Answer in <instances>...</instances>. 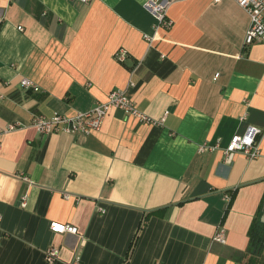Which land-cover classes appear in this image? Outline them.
Here are the masks:
<instances>
[{
  "label": "crops",
  "instance_id": "1",
  "mask_svg": "<svg viewBox=\"0 0 264 264\" xmlns=\"http://www.w3.org/2000/svg\"><path fill=\"white\" fill-rule=\"evenodd\" d=\"M147 1L0 0V264H50V247L52 264H264V248L249 251L264 199V44L243 48L250 16L234 0H177L157 35ZM113 91L162 125L114 109L90 135L32 127ZM249 127L260 157L228 163Z\"/></svg>",
  "mask_w": 264,
  "mask_h": 264
},
{
  "label": "built area",
  "instance_id": "2",
  "mask_svg": "<svg viewBox=\"0 0 264 264\" xmlns=\"http://www.w3.org/2000/svg\"><path fill=\"white\" fill-rule=\"evenodd\" d=\"M81 3L87 4L92 0H78ZM177 0H148L146 2V8L154 15L157 20L155 27L156 35L160 30L170 31L174 23L168 18L169 7ZM215 3H220L223 0H213ZM240 8L248 13L250 16V26L246 32L243 48H248L256 43L264 44V0H234ZM20 31L22 28H18ZM150 42H153L154 38H147ZM126 53L120 51L117 55V59L120 63L125 61ZM22 86L26 89L36 90V86L29 80L24 79ZM114 109L124 111L128 117H132L138 120L140 123L162 125L161 121H153L145 113L141 112L136 104L127 97L122 91H113L110 93L108 101L105 103H99L94 108L86 113H80L74 118H69L62 115H56L52 118H46L44 116L34 118L32 127H34L41 135L50 134H85L90 135L94 132L100 131L103 122L109 112ZM22 128L20 124H13L8 127V132L15 131ZM260 136L261 130L256 127H249L243 135H234L225 149V157L228 163H231L235 155L238 153L244 154L248 159H257L260 157ZM1 147V142H0ZM220 145H203L200 147L201 152L215 151L219 149ZM227 200H230L226 196ZM25 205V203L23 204ZM51 230L54 233L72 235H78L77 227L72 225H60L54 223L51 225ZM215 240L220 243H225L224 234L218 233ZM59 249L56 247H50L46 252V261L50 264L58 261ZM74 264H80L75 262Z\"/></svg>",
  "mask_w": 264,
  "mask_h": 264
},
{
  "label": "trees",
  "instance_id": "3",
  "mask_svg": "<svg viewBox=\"0 0 264 264\" xmlns=\"http://www.w3.org/2000/svg\"><path fill=\"white\" fill-rule=\"evenodd\" d=\"M264 215V199L262 205L259 208V211L252 223V226L249 230V239H250V253L252 256H260L264 248V223L262 222V216ZM143 225L140 226L137 236ZM137 236L130 248L129 258L132 255L134 246L136 245Z\"/></svg>",
  "mask_w": 264,
  "mask_h": 264
},
{
  "label": "water",
  "instance_id": "4",
  "mask_svg": "<svg viewBox=\"0 0 264 264\" xmlns=\"http://www.w3.org/2000/svg\"><path fill=\"white\" fill-rule=\"evenodd\" d=\"M262 222L264 223V215L262 216Z\"/></svg>",
  "mask_w": 264,
  "mask_h": 264
}]
</instances>
